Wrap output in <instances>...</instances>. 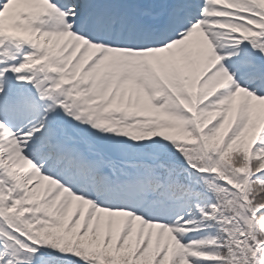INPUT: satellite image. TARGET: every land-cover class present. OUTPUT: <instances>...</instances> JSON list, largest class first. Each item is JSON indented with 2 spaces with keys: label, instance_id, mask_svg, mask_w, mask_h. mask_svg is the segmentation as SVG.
Returning a JSON list of instances; mask_svg holds the SVG:
<instances>
[{
  "label": "snow or ice",
  "instance_id": "1",
  "mask_svg": "<svg viewBox=\"0 0 264 264\" xmlns=\"http://www.w3.org/2000/svg\"><path fill=\"white\" fill-rule=\"evenodd\" d=\"M0 264H264V0H0Z\"/></svg>",
  "mask_w": 264,
  "mask_h": 264
}]
</instances>
